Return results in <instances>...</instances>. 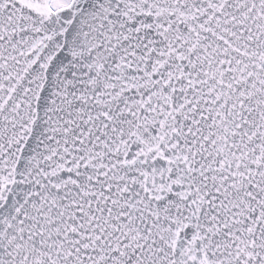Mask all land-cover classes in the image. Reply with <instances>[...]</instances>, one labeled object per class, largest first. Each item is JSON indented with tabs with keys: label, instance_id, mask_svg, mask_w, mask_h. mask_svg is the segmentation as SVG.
I'll return each mask as SVG.
<instances>
[{
	"label": "snow or ice",
	"instance_id": "6c2138e0",
	"mask_svg": "<svg viewBox=\"0 0 264 264\" xmlns=\"http://www.w3.org/2000/svg\"><path fill=\"white\" fill-rule=\"evenodd\" d=\"M0 264H264V0H0Z\"/></svg>",
	"mask_w": 264,
	"mask_h": 264
}]
</instances>
